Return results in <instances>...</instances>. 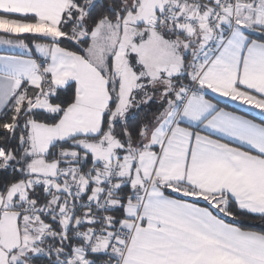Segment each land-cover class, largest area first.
<instances>
[{"label": "snow or ice", "instance_id": "6c2138e0", "mask_svg": "<svg viewBox=\"0 0 264 264\" xmlns=\"http://www.w3.org/2000/svg\"><path fill=\"white\" fill-rule=\"evenodd\" d=\"M0 264H264V0H0Z\"/></svg>", "mask_w": 264, "mask_h": 264}]
</instances>
